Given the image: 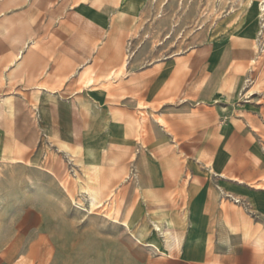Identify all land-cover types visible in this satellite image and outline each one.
Returning <instances> with one entry per match:
<instances>
[{"label":"rangeland","instance_id":"1","mask_svg":"<svg viewBox=\"0 0 264 264\" xmlns=\"http://www.w3.org/2000/svg\"><path fill=\"white\" fill-rule=\"evenodd\" d=\"M262 1L0 0V264H176L154 255L190 241L166 211L190 186L211 246L240 232L264 251V215L219 186L264 189ZM16 45L36 51L32 80ZM142 152L160 187L136 184Z\"/></svg>","mask_w":264,"mask_h":264},{"label":"crops","instance_id":"2","mask_svg":"<svg viewBox=\"0 0 264 264\" xmlns=\"http://www.w3.org/2000/svg\"><path fill=\"white\" fill-rule=\"evenodd\" d=\"M90 25H92V22L88 20L87 26ZM52 38V40L51 38H48V45H50V48H53L55 43L54 37ZM12 49L17 52L18 45H16L15 48H10L11 51ZM11 51L9 52L11 53ZM35 54V50L25 47L17 52V59L24 56L27 61L25 68L17 73L19 76L24 74L30 75L32 80L38 75L39 61ZM8 58H10V54L6 51L5 45L0 44V82L3 80L1 77H6V74L8 73L7 70L3 69V64ZM6 96L13 97L14 95H5V99L7 98ZM0 138H2L1 129ZM112 138L114 137L106 138L105 140ZM86 146L94 150L96 155L100 150L99 144L94 146L87 143ZM136 169L138 172L136 184L139 188L150 189L154 186L160 187L161 184L165 183L164 176L161 175L160 171L156 172L152 166V159L149 154L145 152H142L138 157L136 161ZM233 181L234 183L220 182V193L231 197L238 203L241 201L240 196H242L249 201L255 211L264 215V189L248 188L243 185L244 180L238 177H234ZM159 197H161V195H159ZM166 211L178 214L182 212L184 213V211L186 212L188 219L184 230L185 232H190V241L188 243L182 242L179 240L178 235V237L171 242L175 243V248L167 250V254L158 253L155 254L154 257L159 259L169 258L176 262V264H264V251L254 247L248 242H244L240 232L229 233L226 237L223 236L222 239L215 240L211 246V240L214 237V233L209 229V219L207 215L212 213V208L208 206V195L197 186L189 187L185 194V205L181 211L176 209ZM145 218L149 222L152 220L151 215H148ZM227 244H230L232 249L228 248ZM243 253L246 255L245 257H242Z\"/></svg>","mask_w":264,"mask_h":264},{"label":"bare ground","instance_id":"3","mask_svg":"<svg viewBox=\"0 0 264 264\" xmlns=\"http://www.w3.org/2000/svg\"><path fill=\"white\" fill-rule=\"evenodd\" d=\"M260 10L261 11H263V14H262V16H264V1H262V3H261V5H260ZM261 15V14H260ZM260 58V57H259ZM7 97V96H6ZM5 98V97H4ZM11 96H8L6 99H5V102L4 103H6L8 106H9V108H12V104L13 103H11ZM6 106V105H5ZM2 107H3V104L1 103V101H0V115H2L1 113H2ZM59 146L61 147V149H63V150H67L68 148H67V143H65L64 141H61V142H59ZM59 150H60V148H59ZM3 160V159H2ZM8 160V159H7ZM6 162V161H5ZM19 163V162H21L20 160H17V161H15L14 163ZM8 163H13V159H11L10 161H8ZM61 165V164H60ZM61 167V166H60ZM79 179V178H78ZM77 182H79V184L77 183ZM75 184L77 185V186H79V188H80V191L82 192V194H85V196L87 197V196H91V195H95V191L94 190H91V189H89V188H87L85 185H84V183L81 181V180H75ZM74 184V185H75ZM76 186V187H77ZM106 201V200H105ZM104 215V214H103ZM108 217V216H107ZM154 229H155V231H157L159 234L161 233V230H160V228L158 227V225H154ZM131 231V230H130ZM132 235V234H131ZM161 235V234H160ZM177 236V235H176ZM148 246H151V247H153V248H155V249H157V246H156V244L154 243V242H148V244H147Z\"/></svg>","mask_w":264,"mask_h":264}]
</instances>
